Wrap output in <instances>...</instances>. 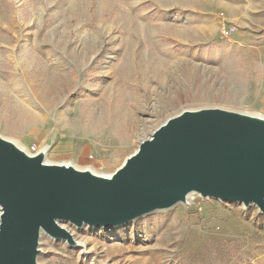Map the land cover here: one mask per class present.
<instances>
[{"label": "rangeland", "instance_id": "rangeland-1", "mask_svg": "<svg viewBox=\"0 0 264 264\" xmlns=\"http://www.w3.org/2000/svg\"><path fill=\"white\" fill-rule=\"evenodd\" d=\"M212 106L264 116V0H0V136L30 153L111 176L157 125ZM62 225L86 247L42 232L38 264H264L254 203L194 192Z\"/></svg>", "mask_w": 264, "mask_h": 264}, {"label": "water", "instance_id": "water-1", "mask_svg": "<svg viewBox=\"0 0 264 264\" xmlns=\"http://www.w3.org/2000/svg\"><path fill=\"white\" fill-rule=\"evenodd\" d=\"M264 212V118L205 107L161 123L111 176L49 163L0 136V264H38L42 232L64 222L113 227L187 202L190 193Z\"/></svg>", "mask_w": 264, "mask_h": 264}, {"label": "bare ground", "instance_id": "bare-ground-1", "mask_svg": "<svg viewBox=\"0 0 264 264\" xmlns=\"http://www.w3.org/2000/svg\"><path fill=\"white\" fill-rule=\"evenodd\" d=\"M203 97H200L199 99H202ZM212 107H220V106H212ZM202 108V107H201ZM203 108H205V107H203ZM221 108H224V107H221ZM185 109H187V108H183V109H181L180 111H179V113L181 112V111H183V110H185ZM198 109H200V108H198ZM224 109H227V108H224ZM229 110V109H228ZM178 114V113H177ZM252 115H256V116H260V117H262V118H264V116L263 115H260V114H252ZM34 117H36V115H33V118ZM159 125H157V127H158ZM156 127V128H157ZM156 128H154V129H156ZM148 138V137H147ZM7 139V138H6ZM146 139V138H145ZM8 140H11V141H13V142H15L19 147H21L22 149H24L27 153H29V154H34V153H30L29 152V150H28V148H26L23 144H21V143H18L17 141H15V140H12V139H8ZM144 140V139H143ZM49 149H50V146L49 145H46V146H44L40 151H42L43 153H44V155H45V161L46 162H49V163H58V162H51L49 159H48V157H47V155H48V151H49ZM60 164H73L76 168H79V169H84V168H81V167H78V166H76L74 163H72V162H60ZM193 193H190L189 195H188V198H187V200L189 199V197L192 195ZM73 235V234H72ZM73 238H74V235H73ZM74 240H75V238H74ZM78 245H82L83 247H86V243L85 242H83V243H81V242H79V241H77L76 242Z\"/></svg>", "mask_w": 264, "mask_h": 264}, {"label": "crops", "instance_id": "crops-1", "mask_svg": "<svg viewBox=\"0 0 264 264\" xmlns=\"http://www.w3.org/2000/svg\"><path fill=\"white\" fill-rule=\"evenodd\" d=\"M64 143H68V141H64V140H59L56 142V146L57 148H59L60 150L63 148V144ZM69 144V143H68ZM71 145V144H70ZM68 146V145H67Z\"/></svg>", "mask_w": 264, "mask_h": 264}, {"label": "built area", "instance_id": "built-area-1", "mask_svg": "<svg viewBox=\"0 0 264 264\" xmlns=\"http://www.w3.org/2000/svg\"><path fill=\"white\" fill-rule=\"evenodd\" d=\"M224 30H225V27H224ZM225 32L228 33L227 30H225Z\"/></svg>", "mask_w": 264, "mask_h": 264}]
</instances>
